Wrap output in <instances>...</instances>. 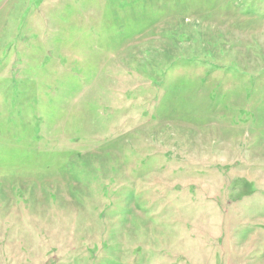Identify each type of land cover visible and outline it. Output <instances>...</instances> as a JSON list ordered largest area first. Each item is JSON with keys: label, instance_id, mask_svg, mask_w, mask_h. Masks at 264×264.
<instances>
[{"label": "rangeland", "instance_id": "1", "mask_svg": "<svg viewBox=\"0 0 264 264\" xmlns=\"http://www.w3.org/2000/svg\"><path fill=\"white\" fill-rule=\"evenodd\" d=\"M0 264H264V0H0Z\"/></svg>", "mask_w": 264, "mask_h": 264}]
</instances>
